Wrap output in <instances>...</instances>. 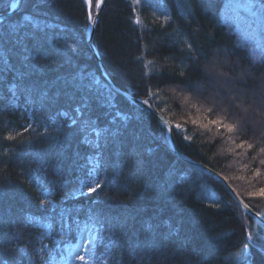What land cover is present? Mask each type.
Wrapping results in <instances>:
<instances>
[{
  "label": "trees",
  "instance_id": "trees-1",
  "mask_svg": "<svg viewBox=\"0 0 264 264\" xmlns=\"http://www.w3.org/2000/svg\"><path fill=\"white\" fill-rule=\"evenodd\" d=\"M9 1L4 0L5 7ZM226 1L228 0H142L140 5L131 7L129 0H106L99 13V22L94 28V45L113 80L121 88L142 99L148 97L144 95V82L139 80L140 65L135 59L137 56H143L144 63L153 60L157 66L167 64L177 72L181 70L188 72L178 55L176 57L171 55L174 51L178 53L179 47L169 48L163 35L164 31L174 33L180 37L181 41H188L189 34L198 28L199 40L195 42L203 47L209 60L214 58L216 49H221L225 50V54L230 55L233 60H237L241 66L249 68L246 66L248 60L246 59L245 45L231 33L226 32L220 22L219 10ZM34 2L35 0H32L31 3L22 0L17 11L9 16L7 21L28 28L31 25L23 19V16L32 15L36 22L46 21L57 24L58 28L48 30L50 37L55 35L62 46L71 44L73 40L80 45L84 51L81 55L72 57L73 63L95 73L96 80L88 77L85 83L90 86L93 94L99 95L103 103L108 96L107 83L101 76L85 43L86 11L82 0H50V8L41 7L39 10L34 7ZM258 2L261 5L264 4V0ZM163 5H166L171 17L167 22L155 18L153 15L154 9L159 10ZM152 6H156V8H151ZM38 12L42 14H38ZM136 19L140 20L139 25L134 23ZM61 29L64 31L61 32ZM140 34L144 35V39L138 44L137 37ZM262 34L264 36V25ZM236 40L239 44L236 43ZM179 43L180 41H177L178 46ZM262 57H264V47ZM10 63H18V57H12ZM121 64L126 66L124 71L118 67ZM2 67L0 65V68ZM250 68L264 71V66H250ZM72 73L71 66L52 68L48 72V78L56 83V87H62L63 81H56V77L67 76L70 78ZM198 75V73H193L192 79H197ZM13 81L14 77L9 75L7 82L12 83ZM157 83H159V87L156 86ZM150 84L152 92L157 93L150 98V102L155 108L159 105L160 112L169 119L172 124V133L184 153L221 172L224 177L229 178L228 182L235 188L243 186L250 189L259 183V188L264 187V175L253 178V168H259L264 173V166L259 164L255 146L247 150L236 148L230 145L229 135L239 142H242L243 137L237 138L235 133L228 134L223 129L218 132L215 127H212L211 131L202 128L201 124H207L208 119H215L216 113L197 111L190 103L181 98L182 93L176 84L169 83L167 79L158 81L155 77L150 79ZM173 87L177 88L175 94L169 90ZM114 101L116 108L121 111L132 113L135 111V106L118 94L115 95ZM60 107L70 108L71 105L66 98H62L56 107L47 113L46 117L48 118L52 111ZM112 108L108 103H105L103 108L99 105L95 107L93 115L107 114L106 120L97 123L98 128L108 124L113 116L114 108L113 110ZM194 120L197 123H193ZM29 122L31 121L28 114L24 112L23 102H20L18 107L9 105L6 111L0 113V153L9 149L11 155V159L0 155V166H3L4 161L8 163L6 177L0 178V190L5 194L3 200H0V214L10 217L9 223L4 227V231L7 233L4 239L9 241L13 247L21 249L34 247L43 255L47 253L42 261H35L27 257L24 259L25 261H21L22 264H50L49 260L53 256H59L68 245L76 242L77 233L85 222H90L96 230L95 247L96 254L100 258L98 263L113 264L117 236L109 230L103 220L98 219L95 214H89L90 207L103 209L105 214L112 217H135V219L129 218L128 235L126 237L120 235L121 242L129 239L133 232H142L146 221H151L154 225L159 224V232L162 235L168 232L164 225L165 220H168L173 227L177 226L178 221H182L179 237L190 235L194 240V245H189L187 248L180 247L174 251L169 250L168 259L164 261V264H184L190 253L193 264H196L199 256L191 252L193 246L197 251L204 249L210 253L209 264H245V257L250 259L251 264H264V252L261 251L264 248L263 228L251 221L253 239L248 241L244 232L246 226L244 219L240 212L236 211L235 203L230 207L222 206L220 209L210 207L218 202L223 205L232 199L217 181L201 175L195 169L176 160L170 151L161 149L157 136H160V130L163 127L156 119L146 120L142 126L140 140L130 142L124 149L125 156L120 159V163L123 168V177L126 178L120 180V190L109 185L98 190L100 192L98 197H96V193H93L91 197L81 196L82 199L78 205L76 202L75 204L71 203L66 196L56 195L54 192H50L46 198L36 195L34 184L38 183L37 181H41L40 184H42L39 191L41 188L49 190L54 187H50V180L43 179L41 170L31 171V168L35 166L28 164L29 154L45 149L54 152L58 149L49 148L48 140L42 135L44 131L39 123L34 126V130L25 132L24 126ZM120 123H124V121ZM177 124L182 128L176 129L175 125ZM59 125H63V123ZM64 126L62 129L64 133L75 130V126L73 129ZM180 130L182 133L179 135ZM8 132L13 134L21 132L22 136L17 140L32 139L33 142L20 144L17 141H4L3 137ZM38 133L41 135L38 136ZM53 134L55 135L56 132L53 131ZM79 135L76 138L77 141ZM184 136L191 137V140L186 141ZM147 144L149 146H146ZM154 144H156L155 147ZM73 146H75V142ZM146 147H152L150 149L153 151L151 153L148 152V149L145 151ZM133 148L143 153V158L146 161V170L143 172H137L131 166L132 161L128 158V153ZM80 152L82 156H86V150L81 145ZM71 153L72 148H69V161ZM84 160L86 159L79 160L71 170H66L63 174L69 176L68 183L72 188L76 187L77 182L82 179L84 168L80 166L83 165ZM172 166L173 168L176 166L177 170L175 171L182 169L181 172L184 174V176L180 175L179 171L175 173L176 178L180 180L175 189L179 201L176 207L180 215L177 216L172 210H165L157 216L161 200L155 183L167 180L168 171ZM65 168L67 169V164H65ZM30 172L31 174H29ZM230 172L231 176L228 175ZM100 174V179H103L105 173ZM181 177L182 179H180ZM109 178H111L110 174ZM150 185L151 189L148 187ZM105 196L111 197V199H105ZM40 200L47 201L43 209L38 207ZM94 200L98 203L93 204ZM257 204L260 207L254 208L256 211L264 209V198L253 200L250 206ZM53 207H55V213L48 214L47 210ZM62 208L68 209L70 212L66 213L67 226L64 233L57 234L56 226L61 224L59 213ZM27 212L38 214L41 219L51 221L55 226L52 234L38 231L33 224L29 223ZM16 233H19V238L15 235ZM177 239L178 237H171L172 241ZM245 243L250 245L247 252L243 250ZM46 246L51 247L48 252L45 249ZM41 249L43 251H40ZM27 252L29 251L27 250ZM48 253H51V258ZM116 255L119 253L116 252ZM161 259L163 257H154L152 264H160ZM125 264H127V257H125Z\"/></svg>",
  "mask_w": 264,
  "mask_h": 264
},
{
  "label": "snow or ice",
  "instance_id": "snow-or-ice-1",
  "mask_svg": "<svg viewBox=\"0 0 264 264\" xmlns=\"http://www.w3.org/2000/svg\"><path fill=\"white\" fill-rule=\"evenodd\" d=\"M26 2L31 3L32 0H26ZM105 3L106 0H82L86 10L85 34H87L90 26L94 30V27L98 24L99 13ZM141 3L142 0H132L133 5H140ZM34 7L37 10L41 7L50 8L51 3L50 0H35ZM245 7L250 11L255 9L253 15L264 13V4L257 7L255 4L250 3ZM17 8L18 4L13 2L11 9L17 10ZM6 10L4 0H0V50H2L0 51V65L3 66L0 68V113L6 111L9 105L18 107L20 102H23L24 112L28 114L31 121L24 126V131L34 130V126L39 123L44 128L42 135L48 140L49 148L58 149L54 152L45 149L38 153L29 154L28 164L35 166L31 168V171L51 169L53 175L59 177L66 170H71L79 160L86 159L91 165L86 173L91 182L86 185L87 193L81 191L80 195H87L88 197H91L93 193L100 195L98 190L109 185L115 186L119 191L121 188L120 180L126 178L123 177V168L120 163V159L125 156L124 149L128 147L130 142L140 140L144 122L156 119L157 112L161 110L159 105L153 108L150 102V98L157 95L151 90L150 79L152 77H155L158 81L167 79L169 83L176 84L182 93L181 98L190 103L197 111L215 112L216 118L208 119L207 124H201V127L207 128L208 131L215 127L218 132L223 129L228 134L235 133L237 138L243 137L242 142L235 145V147L247 150L255 146L259 164L264 166V71L241 66L237 60H233L230 55L225 54V50L221 49H216L214 58L209 60L203 47L195 42L199 40L198 28L189 34L188 41H181L180 37L174 35V33L163 32L169 48L176 49L179 47L178 53L174 51L171 55L173 57L178 55L188 72L183 70L177 72L171 65L167 64L157 66L153 60L144 63V57L137 56L135 59L140 65L139 80L144 82V95L148 98L132 101L135 111L122 117L124 123H117V117L121 116V112L117 110L106 126L98 128L97 123L106 120L107 114L98 113L93 115L95 107L99 105L103 108L104 104L108 103L116 108V104L112 101L115 95L119 93V89H113L110 85H107L108 96L102 103L99 95L93 94L90 86L85 83L88 77L96 80L95 73L73 63L72 57L79 56L84 51L75 40L66 46L60 45L56 36L50 37L48 32L49 29L58 28L59 26L46 21L36 22L33 20L32 15L23 16V19L31 27L25 28L23 25L11 24L4 15ZM38 14L42 13L38 12ZM163 19L167 22L171 18L165 15ZM134 23L139 25L140 20L136 19ZM60 31L64 30L61 29ZM143 39V34L138 35L137 43L139 44ZM177 41H180L179 46ZM12 57H18V63H10ZM66 66H71L73 73L70 78L67 76L56 77V81H63L62 87H56V83L48 78V72L52 68ZM118 67L121 71H124L126 66L121 64ZM225 68L228 70H224ZM193 73L199 74L195 80L192 79ZM128 74L131 75V73ZM9 75L14 77L12 83L7 82ZM97 83H99L98 80ZM156 86L159 87V83ZM169 90L175 94L177 88L173 87ZM62 98H66L72 106V110L76 113V116L70 118V123L67 124V128L73 129L75 126V130L68 133L62 131L64 125H56L53 129L52 124L54 122H50L49 125L43 124L47 113L53 110ZM58 115L68 116L69 113L63 110L59 111ZM193 123H197V121L194 120ZM180 127L179 124L175 125L176 129H180ZM53 131L56 132L55 135ZM81 133L84 134L83 138L77 141L76 138ZM93 134L95 140L90 139ZM39 135L41 134L38 133ZM162 135L166 140L167 136L163 131ZM20 136H22L21 132L15 134L8 132L3 140L17 141L20 144H31L33 142L32 139L17 140ZM61 136H63V139H61ZM184 139L186 141L191 140V137L184 136ZM228 139L231 140L232 137L229 135ZM74 142L75 146H73ZM81 144L90 147L92 152L87 156H82L80 152ZM69 148H72L70 161L68 157ZM152 151L153 149H148L149 153ZM0 155L11 159L9 149H6ZM128 158L132 161V168L137 172L146 170L143 153L136 148L128 153ZM253 159H256V157H253ZM65 164H67V169ZM192 165L202 170L201 175L207 173L225 181L229 179L228 177H220L219 173H213V170L207 164L191 161L189 166ZM80 167L85 168L87 165H81ZM7 168L8 163L4 161L3 166H0V178L6 177ZM101 169L105 173L104 178L97 179V172ZM252 171L254 179L264 175L259 168H253ZM109 174L111 178H109ZM52 183H55V181ZM179 183L180 180L176 178L175 171H169L167 180L155 183V188L161 200L157 216L165 210H172L177 216L180 215L176 207L179 201L175 192ZM249 183L251 184V181ZM148 187L151 189L152 186ZM231 190L235 193V200H229L223 205L218 202L210 205V207L220 209L222 206L230 207L235 203L236 211L240 212L246 225L244 227L246 238L251 241L253 239L251 221L259 217L262 224H264V209L253 212L254 208L260 206L258 204L250 206L241 198V191L235 187ZM4 195L3 191L0 190V200H3ZM247 195L249 197L260 196L264 198V187L253 188L247 192ZM104 198L111 199L108 196ZM97 203L98 201H93V204ZM46 204L47 201L40 200L38 207L43 209ZM47 211L48 214H53L56 210L53 207ZM69 212L68 209H61L59 217L62 226H67L66 213ZM89 214H95L98 219L103 220L108 225L109 230L117 236L113 264H125V257H127V264H152L154 257H163L160 264H164V261L168 259L169 250L174 251L180 247L187 248L189 245H194V240L190 235L179 237L182 221H178L177 226L173 227L168 220H165L164 225L167 227L168 232L163 235L159 232V224L154 225L151 221H146L142 232H133L129 239L121 242L119 236L126 237L128 235L129 218L135 219V217H112L105 214L103 209L95 207L89 208ZM28 219L31 220L32 217ZM9 221L10 217L0 214V264H21L24 256L37 259L26 249L13 247L9 241L4 239L7 235L4 227ZM15 235L19 238V233ZM171 237H178V239L172 241ZM249 247L250 245L245 243L243 250L247 252ZM40 251H43V249ZM261 251L264 252V248ZM116 252L119 255H116ZM191 252L199 256L196 264H209L210 253L208 251L204 249L197 251L193 246ZM48 255L51 258V253H48ZM38 259L43 260L44 257L40 256ZM79 259L84 260V257L81 256ZM184 264H193L191 253L185 259ZM245 264H251L248 257H245Z\"/></svg>",
  "mask_w": 264,
  "mask_h": 264
},
{
  "label": "bare ground",
  "instance_id": "bare-ground-1",
  "mask_svg": "<svg viewBox=\"0 0 264 264\" xmlns=\"http://www.w3.org/2000/svg\"><path fill=\"white\" fill-rule=\"evenodd\" d=\"M13 2H16L17 4H18V8H19V6L21 5V2H22V0H21V2H20V4L18 3L19 2V0H10L8 3H7V7H6V12H4V15L8 18L9 16H11L14 12H16L17 10H12L11 9V4L13 3ZM129 3L131 4V7H135V5H133L132 4V0H129ZM227 3H232V1H230V0H228V1H226L222 6H221V8H220V10H219V15H220V22H221V24H222V26L225 28V30H226V32H228V33H231L235 38H237L238 39V35L236 34V32L235 31H233V29H231V27H229L228 25H226V23H224L223 21H222V18H221V10H222V8L227 4ZM103 7V6H102ZM156 8V6H152L151 8ZM17 8V9H18ZM86 11V10H85ZM101 11V10H100ZM154 12L155 13H153V15L155 16V18L157 17V18H160V19H162V20H164L163 19V17L166 15V16H168V17H170V14L168 13V11H167V9H166V5H163V6H161L160 7V9L159 10H157V9H154ZM171 18V17H170ZM95 28V27H94ZM93 34H94V30H93V28L90 26L89 27V29H88V32H87V34L85 35V43H86V45H87V47H88V49H89V51L91 52V57L94 59V61H95V63H96V65H97V67H98V69H99V72H100V74H101V76L103 77V79L105 80V82L107 83V85H110L109 84V81L108 80H112L113 82H114V84H115V86H116V88L115 89H119V93H118V95H120V96H122L128 103H130V104H132L133 105V103H132V101H130L128 98H127V96L125 95V94H128V95H130L131 97H134V98H136V99H139V100H141L142 98H140V97H138V96H135V95H132L130 92H128L127 90H125V89H123V88H121L114 80H113V78H112V76H111V74L109 73V71H108V69H107V67L105 66V64L103 63V61H102V59H101V56H100V54L98 53V50H97V48L95 47V45H94V41H93ZM239 42L240 43H242V44H244L242 41H240L239 40ZM236 43L237 44H239L238 43V41L236 40ZM89 44L91 45V47L89 48ZM245 48H246V50H247V54H246V59L248 60L247 61V64H246V66H254V67H258V66H264V57H262V50H263V47H264V36H263V41H262V43H261V48H260V57L257 59V60H255V59H253V57L251 56V53H250V51H249V48L245 45L244 46ZM101 60V63L103 64V66H104V72L102 71H100V68H99V66H98V63H97V61L98 60ZM114 89V88H113ZM125 93V94H124ZM112 103H114V104H116L115 103V101L113 100L112 101ZM153 108H155L154 106H153ZM63 110H66V111H68V113H69V115L68 116H60V115H58V112L59 111H63ZM112 110H113V108H112ZM117 110H119V109H117V108H114V112H113V115H115V113H116V111ZM120 112H121V116L120 117H117V122H121V121H123L122 120V117L123 116H125V115H128V114H131L132 112H125V111H121V110H119ZM54 112H56V113H54ZM157 114L159 115V116H161V117H163V119H165L166 120V122L168 123V125H166V123H163L157 116H156V120L157 121H159L160 123H161V125H162V129L160 130V136L158 135L157 136V139L159 140V143H160V146H161V149L163 150V149H166L167 151H170L172 154H173V156L175 157V159L176 160H178V161H181L182 163H185L186 165H190V162L191 161H197V160H195L193 157H191V156H189V155H187L186 153H184L181 149H180V147L178 146V144H177V140H176V138L174 137V135H173V133H172V124H171V122L169 121V119L167 118V117H165L160 111H158L157 112ZM76 116V113L72 110V106L70 107V108H67V107H60V108H58L57 110H55V111H52V113L48 116V118L46 117L44 120H43V124H45V125H49L50 124V122H54L53 124H52V127H53V129L55 128V126L56 125H59V124H62L63 123V125H66L67 126V124L68 123H70V118H74ZM111 120V119H110ZM59 123V124H58ZM42 128V131H44V128L43 127H41ZM180 128H182V127H180ZM162 131H163V133L164 134H166V136H167V139L166 140H164V135H162ZM182 133V130H180L179 131V135ZM83 135L84 134H80L79 135V140L80 139H82L83 138ZM90 139H93V140H95V135H92L91 137H90ZM228 141L230 142V145L231 146H235V145H237V144H240L241 143V141L239 142L238 140H236L234 137H232V139L231 140H229L228 139ZM81 146L83 147V149H85L86 150V152H85V155L87 156L89 153H91L92 152V149L90 148V147H88V146H86V145H83V144H81ZM146 146H149L148 144L146 145ZM154 147L156 146V144H154L153 145ZM150 148H152V147H150ZM149 147H146V149H145V151L147 150V149H150ZM168 157V156H167ZM199 162V164H205V163H203V162H201V161H198ZM83 165H87V167H85L84 168V172H83V174H82V179L81 180H79V182H77L78 184L76 185V187H74V188H72L70 185H69V180H70V178H69V176L66 174V175H62V176H59V177H57V176H54L53 175V171L51 170V169H49V170H47V171H43V170H41V172H42V176H43V179L44 180H50V182H51V184H50V187H54L53 189H49L48 190V188L47 189H43V188H41V191H39V188L40 187H42L41 185L42 184H40L41 183V181H37L38 183H36L35 182V184H34V188H35V193H36V195H39V196H41L42 198H46L47 197V195L50 193V192H54V193H56V195L57 194H59V195H61V196H66V198H67V200H69L71 203H73V204H75V202L77 203V205H78V203L80 202V200L82 199V195H80V193H81V191H83L85 194L87 193V184L88 183H90L91 181H90V179L86 176V173H87V170H88V168H90L91 167V165L88 163V161L87 160H84V163H83ZM208 166V165H207ZM191 168H193V169H195L197 172H199V173H201V169H199V168H197L195 165H192V166H190ZM209 167V166H208ZM173 166L169 169V171H175V170H177V169H175L176 168V166L173 168ZM209 168H211V167H209ZM212 169V168H211ZM182 170V169H181ZM181 170H178L179 171V174L180 175H183L184 176V174H182V172H181ZM213 170V173H219V176L220 177H224L223 176V174L221 173V172H219V171H217V170H214V169H212ZM168 171V172H169ZM178 171H175V173H177ZM103 172V170L101 169V170H98V172H97V176H96V178L97 179H100V173H102ZM35 175H37L35 172H33ZM203 175H205V176H207V177H209V178H211V179H213L214 181H217L223 188H224V190L226 191V193L230 196V198L232 199V200H235L234 198H233V196H235V193H232V192H228V190H227V188L225 187V185H224V182L222 183V181H225V180H222L221 178H218L217 176H215V175H209V174H207V173H205V174H203ZM229 176H231V172L228 174ZM53 181H55V183H52ZM226 183H227V185L232 189L233 188V186L228 182V180L227 181H225ZM260 184V183H259ZM259 184H257V185H255L254 187H250V189L249 188H245V187H237L236 189H238L239 191H241V193H242V196H241V198L244 200V202L245 203H248L249 205H250V203H252L253 202V200L255 201V199H261V197L260 196H255V197H249L248 195H247V192L249 191V190H252L253 188H256V189H258L259 187H260V185ZM84 196V195H83ZM38 197V196H37ZM96 197H98V195L96 196ZM241 211H243L242 209H241ZM256 210L255 209H253V212H255ZM27 218H29V217H32V219L31 220H29L28 219V221H29V223H31V224H33L34 225V227L36 228V229H38V231H40V232H43V233H51L52 234V232H53V230H54V225H53V223L50 221H47V220H45V219H41V217H40V215H38V214H35V213H30V212H27ZM248 215H251V214H248ZM260 220V218L259 217H257V218H254L252 221H254V222H256L257 224H259L262 228H263V230H264V225H261V223L259 222V220ZM83 226H85V227H87L88 229H90L91 231H92V233L93 234H95V237H96V230H95V228H93V226H92V224L90 223V222H85V224H83ZM83 226H81V228L83 227ZM81 228H80V230H81ZM65 229H66V226H62L61 224H58L57 226H56V233L57 234H63L64 233V231H65ZM79 230V231H80ZM79 237V232L77 233V237L76 238H78ZM77 240V239H76ZM264 245V244H263ZM50 248L51 247H45V249H46V251L48 252L49 250H50ZM26 250H28L29 251V253H32L33 254V256L34 257H36L37 259H34L35 261H42V260H39L38 259V257H40V256H43V257H45V255H47V253H45L44 255L41 253V252H39L37 249H35L34 247H31V248H28V249H26ZM62 254H64V250L62 251V253L59 255V256H53L52 258H58V257H60ZM55 255V254H54ZM25 258H27V256H24V258L21 260V261H25L24 259ZM51 258V259H52ZM49 262H50V264H51V260H49ZM22 264V263H21Z\"/></svg>",
  "mask_w": 264,
  "mask_h": 264
},
{
  "label": "rangeland",
  "instance_id": "rangeland-1",
  "mask_svg": "<svg viewBox=\"0 0 264 264\" xmlns=\"http://www.w3.org/2000/svg\"><path fill=\"white\" fill-rule=\"evenodd\" d=\"M258 1L238 0L227 3L221 10L222 21L236 32L238 40L249 48L251 56L255 60L260 57L264 13L253 15L255 9L250 11L245 5L251 3L259 7L261 4ZM95 239V234L83 226L76 242L68 245L60 257L52 258L51 264H99L100 258L96 254ZM81 256L84 257V260L79 259Z\"/></svg>",
  "mask_w": 264,
  "mask_h": 264
},
{
  "label": "water",
  "instance_id": "water-1",
  "mask_svg": "<svg viewBox=\"0 0 264 264\" xmlns=\"http://www.w3.org/2000/svg\"><path fill=\"white\" fill-rule=\"evenodd\" d=\"M20 2H21V0H19V4H20ZM97 63H98V66H99V68H100V71L102 72H104L105 70V68H104V66H103V64L101 63V60L99 59L98 61H97ZM109 81V84H110V86L112 87V88H116V86H115V84H114V82L112 81V80H108ZM125 94V93H124ZM126 96H127V98L130 100V101H133V100H139V99H136V98H134V97H131L130 95H128V94H125ZM156 116L163 122V123H166V125H168V123L166 122V120L165 119H163V117H161V116H159L158 114H156ZM169 126V125H168ZM224 182V185H225V187L227 188V190H228V192H232V190H231V188L227 185V183L225 182V181H222V183ZM233 193V192H232ZM233 198L235 199V196H233ZM259 220V219H258ZM259 222L261 223V225H264V224H262V221H261V219L259 220Z\"/></svg>",
  "mask_w": 264,
  "mask_h": 264
}]
</instances>
